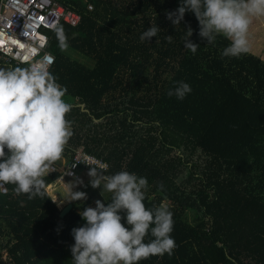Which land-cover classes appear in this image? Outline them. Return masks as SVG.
Here are the masks:
<instances>
[{"label": "trees", "instance_id": "1", "mask_svg": "<svg viewBox=\"0 0 264 264\" xmlns=\"http://www.w3.org/2000/svg\"><path fill=\"white\" fill-rule=\"evenodd\" d=\"M61 1L81 14L75 26L60 23L66 51L52 30L47 45L49 71L71 105L73 135L64 150L103 158L108 175L147 178L146 208L166 203L173 213V254L139 264H264V58L222 56L230 41L218 35L208 44L190 11L173 25L166 13L177 0ZM154 25L157 36L141 41ZM188 27L195 54L184 47ZM177 81L192 89L182 100L167 95ZM61 172L47 173L46 186ZM4 187L0 264H72L71 230L85 223L79 212L89 195L60 215L46 188L43 198L29 199ZM187 209L200 211L201 221L189 223ZM151 239L149 232L145 242Z\"/></svg>", "mask_w": 264, "mask_h": 264}, {"label": "clouds", "instance_id": "2", "mask_svg": "<svg viewBox=\"0 0 264 264\" xmlns=\"http://www.w3.org/2000/svg\"><path fill=\"white\" fill-rule=\"evenodd\" d=\"M186 11L194 13L198 20L201 38L214 44L222 35L230 41L222 56L239 58L250 51L249 27L254 19L264 17V0H181L180 6L166 16L176 26L184 20ZM50 27L59 50L66 51L69 45L64 26L56 22ZM159 31L158 26H151L140 40H151ZM192 35L188 27L184 47L195 54L199 45L189 39ZM166 38L172 42L171 35ZM51 62L46 56L28 67H0V189L5 194L3 186L12 184L17 195L43 198L44 177L61 159L73 135L71 121L66 118L71 105L63 99L66 89L48 70ZM191 90L188 83L177 81L167 95L182 100ZM105 172L106 166L89 168L91 187L100 188L102 196L104 192L111 196L107 204L97 199L95 207L79 212L85 223L71 230L72 264H139L152 256H171L177 245L171 236L174 221L169 206L161 203L153 209L146 208L143 201L147 178L128 171L112 175ZM74 187L71 185L58 203L87 200L86 192L74 191ZM149 232L154 239L145 242Z\"/></svg>", "mask_w": 264, "mask_h": 264}, {"label": "built area", "instance_id": "3", "mask_svg": "<svg viewBox=\"0 0 264 264\" xmlns=\"http://www.w3.org/2000/svg\"><path fill=\"white\" fill-rule=\"evenodd\" d=\"M87 8H93L92 2L87 3ZM80 19L81 14L61 0H0V63L28 67L47 56L52 61L50 70L54 62V55L47 47L50 25L66 22L75 26ZM91 166L98 169L106 166V171L109 167L103 158L75 150L59 178L78 177L81 169L89 170ZM57 170L61 169L53 164L49 172ZM7 264L11 263L7 261Z\"/></svg>", "mask_w": 264, "mask_h": 264}, {"label": "rangeland", "instance_id": "4", "mask_svg": "<svg viewBox=\"0 0 264 264\" xmlns=\"http://www.w3.org/2000/svg\"><path fill=\"white\" fill-rule=\"evenodd\" d=\"M180 3H181V0H177L176 5H178ZM248 42H249V47H250L249 52H252V53L258 55L263 59L264 58V17L253 20V23L249 27ZM0 67H9V66L7 64H4L1 62ZM70 158H71V154L69 152H67L66 150H64L61 159L56 161L55 165H57L59 169L64 170L65 166L68 164ZM81 170H83V169H81ZM86 175H82L81 178L74 177L71 179H65V178H68L66 176L63 179L59 178V181L61 183L58 181L57 184L55 185V187L57 188V190L60 191V192L57 191V193H59V195L62 197L61 201L57 200V198L54 196L52 185H47L46 189L49 192V194L52 196V199L54 201H57L56 203H58V202H62L63 199L66 197L67 192L69 190V187L71 185L75 184V187L73 188L74 191H84V192H86L87 195H89V199L84 202L85 208L89 207V206L94 207L95 201L97 199L103 200V199H105V197L101 195V189L100 188L94 189L91 187L90 183L88 184L90 186L89 189L82 187L81 183H84L83 181H86L88 178V176H86ZM72 182H74V183H72ZM103 194L108 195L107 192H104ZM66 203H68V202H64V203H61L60 205L59 204L58 205L60 207H62ZM184 217L189 223L194 224V223L201 221L203 216H202L200 211H196L193 209H187L185 214H184Z\"/></svg>", "mask_w": 264, "mask_h": 264}, {"label": "crops", "instance_id": "5", "mask_svg": "<svg viewBox=\"0 0 264 264\" xmlns=\"http://www.w3.org/2000/svg\"><path fill=\"white\" fill-rule=\"evenodd\" d=\"M1 64V63H0ZM55 164V163H54ZM80 176H79V178H81L82 177V175H86V176H88V170H81L80 171ZM65 178V177H64ZM65 179H69V178H65ZM89 180H90V178H89V176H88V178H87V180L86 181H83L84 182V184H89ZM59 181V178H57V180L55 179L54 181H52V182H50L48 185H52V188H53V193H54V196L57 198V200H62V197L59 195V193H57V191H59V190H57V188L55 187V185L57 184V182ZM60 182V181H59ZM61 183V182H60ZM60 192V191H59ZM109 194V193H108ZM104 195V197H106L107 196V194H103ZM60 205L61 203H57V205ZM58 205V206H59ZM60 207V206H59ZM61 208V207H60Z\"/></svg>", "mask_w": 264, "mask_h": 264}, {"label": "water", "instance_id": "6", "mask_svg": "<svg viewBox=\"0 0 264 264\" xmlns=\"http://www.w3.org/2000/svg\"><path fill=\"white\" fill-rule=\"evenodd\" d=\"M77 33V32H76ZM72 206V203H66L65 205H63L61 208H60V212L59 214L60 215H64L69 209L70 207Z\"/></svg>", "mask_w": 264, "mask_h": 264}]
</instances>
